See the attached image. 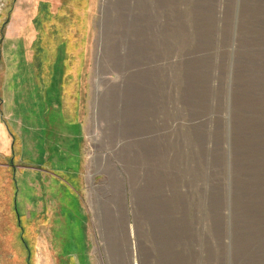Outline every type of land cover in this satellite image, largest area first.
I'll use <instances>...</instances> for the list:
<instances>
[{"label": "rangeland", "instance_id": "374dc122", "mask_svg": "<svg viewBox=\"0 0 264 264\" xmlns=\"http://www.w3.org/2000/svg\"><path fill=\"white\" fill-rule=\"evenodd\" d=\"M161 188L164 264H264V0H0V264H140Z\"/></svg>", "mask_w": 264, "mask_h": 264}, {"label": "trees", "instance_id": "16d2710c", "mask_svg": "<svg viewBox=\"0 0 264 264\" xmlns=\"http://www.w3.org/2000/svg\"><path fill=\"white\" fill-rule=\"evenodd\" d=\"M181 71V70H180ZM164 136V135H162ZM158 137V136H157ZM169 138V137H168ZM168 138L166 137L165 141L168 143ZM164 141V139H162ZM165 143H162V146H164ZM146 180H144L143 183L140 182L138 185L139 190H145L147 187V184H145ZM146 200L142 201L143 204H141V208H139V213L135 209V207L130 208V220L131 218L135 220L136 224V236L137 239L140 242V248L141 254H140V264H143V256L142 252L145 253L144 247H147V250L150 253V263L149 264H164V262L168 263L169 259L174 258V256L182 257L180 255H184L187 252L188 244L190 242L188 241H179L176 243V245L173 246V242L171 243L172 247L170 250L171 256H169V246L168 244L163 241V236L166 237L168 232H170V228L173 226V220L175 221H183V210L185 207L181 205L178 208L175 207V209L172 210V205L169 202H166L165 197H170L169 189L163 190L162 188L160 190H157L156 193H146ZM149 197V198H148ZM128 208V209H129ZM176 212V213H175ZM173 213V214H171ZM193 215V208H188V219H192ZM145 219V220H144ZM172 221V222H171ZM143 226V231L145 233V236L148 240V243H145L142 245V242H144V239L141 237L140 232V225ZM179 224V223H177ZM176 224V225H177ZM175 228V225H174ZM167 238V237H166ZM167 244V245H166ZM166 247V249H165ZM145 250V251H144ZM174 254V256H173ZM183 258V257H182ZM167 260V261H165ZM148 264V263H144Z\"/></svg>", "mask_w": 264, "mask_h": 264}, {"label": "bare ground", "instance_id": "6f19581e", "mask_svg": "<svg viewBox=\"0 0 264 264\" xmlns=\"http://www.w3.org/2000/svg\"><path fill=\"white\" fill-rule=\"evenodd\" d=\"M134 234V232H133V228H132V235ZM136 264H137V262H136Z\"/></svg>", "mask_w": 264, "mask_h": 264}]
</instances>
